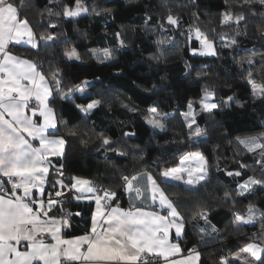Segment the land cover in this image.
Wrapping results in <instances>:
<instances>
[{"label":"trees","instance_id":"trees-1","mask_svg":"<svg viewBox=\"0 0 264 264\" xmlns=\"http://www.w3.org/2000/svg\"><path fill=\"white\" fill-rule=\"evenodd\" d=\"M12 2L21 7L22 0ZM84 3L88 13L69 18L62 15L63 5L73 7L74 0L62 3L26 0L21 16L27 18L36 33L38 48L9 45L18 56L38 63L51 82L54 100L50 104L57 120L67 122L58 123V135L67 141L65 156L51 161L47 193L54 195L60 190L59 186L51 187L56 180L63 179L69 184L70 178L81 176L114 191L113 202L126 205L121 177L148 171L162 183L167 194L178 193L169 197L178 201L177 210L186 226L181 240L183 250L198 249L201 264H219L222 257L228 258L230 264H242L244 253L240 249L247 241L261 243L253 237L261 233L264 224L260 218L251 225H237L234 220L237 213L247 217L249 204L259 212L264 211L262 185L252 184L243 194L239 188L249 178L264 182V163L258 162L264 157L259 151L248 152L237 142V138L264 133V99L253 98L246 78L251 70L256 83H264V5L259 0L250 3L84 0ZM226 12L233 16L243 14L245 19L239 24L234 21L224 24ZM169 14L179 18V26L167 23ZM147 17L151 19L145 24ZM197 27L215 42L217 55L192 54L191 48L197 47L199 41L189 38V29ZM117 32L121 34L119 38L114 35ZM41 35L55 39L45 43L39 39ZM223 37L237 43L232 48L219 49L218 41ZM121 39L124 47L119 44ZM72 48L81 60L65 57V52ZM105 48L112 50L113 59L99 63L91 50ZM57 69L61 95L73 94L72 100L56 96L57 86L51 74ZM85 80L90 84L81 96L74 90ZM208 90L215 93V102L221 107L212 115L197 111L196 121L206 130L205 135L200 139L190 137L183 114L188 112L189 103ZM230 96L233 101L224 106ZM96 100L101 101V107L87 117L76 107H86ZM235 101L243 103V107ZM153 105L160 114H169L163 121L166 125L163 131L147 123V109ZM69 131L76 135H70ZM104 137L110 139V145L102 144ZM115 150L125 155H118ZM192 151H200L206 157L208 179L192 189L181 182H161L160 174L178 166L182 156ZM242 164L247 167H241ZM61 165L63 177L55 172ZM229 172L233 175H228ZM236 172L240 175H235ZM226 191L230 193L228 200L224 198ZM74 197L68 192L58 198L65 211L81 213L71 217L72 226L65 229L67 236L85 234L94 211L93 201ZM53 209L61 215L57 208ZM201 210L207 212V222L196 215ZM211 226L218 231L212 232ZM237 253L241 261L236 260Z\"/></svg>","mask_w":264,"mask_h":264},{"label":"snow or ice","instance_id":"snow-or-ice-1","mask_svg":"<svg viewBox=\"0 0 264 264\" xmlns=\"http://www.w3.org/2000/svg\"><path fill=\"white\" fill-rule=\"evenodd\" d=\"M54 2L62 3V0ZM244 2L250 3V0ZM259 2L264 5V0ZM25 4L26 0H22L21 7L12 0H0V264H71L73 261H79L81 264H148L149 256L162 258L164 264H197L200 260L198 251L190 249L183 258H179L181 253L179 244L172 243L169 239L170 229H175L177 238L184 229L183 217L177 211L178 201L174 202L169 198V195L178 193L166 194L152 173L147 171L131 177L122 176L125 191L135 193L137 199L147 193L145 199L151 200L152 204L161 210H166V215H161L157 211H146L135 204H130L127 210L119 206L113 207L111 201L116 197V193L102 189L87 179L72 177L68 185L64 184L63 179L53 182L51 185L53 189L59 186L60 189H67L69 192L75 190L76 200L95 201L90 227L86 229L85 234L71 239H65L61 235L62 229L71 228V217L81 215L80 212L73 213L63 209L62 201L57 199L64 195L63 191L56 190L53 197L45 190L46 177L52 166L49 157L65 156L67 141L58 135V123L67 122L58 121L55 111L49 106L50 98L54 100L53 89L49 86L48 78L39 69L38 63L14 55L9 49V45L19 44L30 45L33 49L38 48L36 33L27 18L21 16ZM48 11L51 15V10ZM88 11L84 0H74L73 7L63 5L62 15L75 18ZM105 11L110 13L111 10ZM150 19L151 17H147L145 24ZM244 19L243 14L233 16L232 13L226 12L223 14L222 23L234 21L239 24ZM167 23L179 26L180 21L178 17L169 14ZM193 31L201 43L198 54L217 55L214 43L198 27L194 30L189 29V38ZM114 35L119 38L121 34L117 32ZM39 39L47 43L50 40L54 41L55 38L41 35ZM236 43L237 41L233 39L225 44V47L230 48ZM119 44L124 47V40H119ZM91 54L99 63L113 59V52L108 48L91 50ZM193 54H197V50H193ZM65 57L68 60H81L75 48L66 51ZM248 63L251 65L252 60L249 59ZM59 73L60 70L57 69L51 74V79L57 86L56 96L72 100L73 94L61 95ZM246 78L252 87L253 98L264 99V83L257 84L251 70L247 71ZM89 84V81H83L82 86H78L74 92L81 96L85 95V89ZM214 96V92L205 91L200 105L201 112L212 115L214 110L221 107L214 101ZM232 101L233 97H228L224 106ZM235 102L243 107V103ZM76 107L87 117L94 109L101 107V101H93L86 107L80 105ZM188 109L183 116L187 122L189 136L201 138L206 130L197 124L196 113L191 103ZM129 110L136 111L135 108ZM147 113L148 124L162 131L166 129L163 121L169 114H160L155 105L149 107ZM69 134L76 135L74 131H69ZM33 141L38 142V146H34ZM237 142L248 152L255 153L259 150L260 155L264 157V133L237 138ZM102 144L108 146L111 141L104 137ZM115 151L118 155H125L124 152ZM190 161L194 163H189ZM258 162L264 163V160ZM206 163L202 153L190 152L182 158L180 166L160 174L161 182H183L190 187L198 185L208 179ZM241 167L247 166L242 164ZM55 172L63 177V165L55 168ZM228 175L233 173L229 172ZM235 175L238 176L240 173L236 172ZM141 176L144 178L143 188L136 185ZM252 184L262 185L264 190V182L249 178L248 182L239 185L240 193L248 192ZM37 194L40 197H47V202L45 203L44 199L37 200L35 198ZM224 198L230 199V193L226 191ZM53 208H57L61 213L59 218L49 216ZM256 214L255 206L249 204L247 217L237 213L234 220L237 225L252 224L256 221ZM196 215L207 222L205 210L199 211ZM260 219L264 221V211L260 212ZM203 231L204 229H201V232ZM211 231L218 230L211 226ZM45 234L55 243H46ZM256 239L261 243H248L240 252L248 254L255 264H264V224L261 233L253 237V240ZM235 258L241 261L240 253H237ZM219 264H230V260L222 257ZM242 264H248V260L244 259Z\"/></svg>","mask_w":264,"mask_h":264},{"label":"crops","instance_id":"crops-1","mask_svg":"<svg viewBox=\"0 0 264 264\" xmlns=\"http://www.w3.org/2000/svg\"><path fill=\"white\" fill-rule=\"evenodd\" d=\"M30 26H31V24H30ZM32 27V26H31ZM33 29V28H32ZM23 45H26V44H19V46H23ZM26 46H29V47H31L30 45H26ZM12 53L14 54V55H17L16 53H14L13 51H12ZM18 56V55H17ZM20 57V56H19ZM22 58V57H21ZM24 58V57H23ZM24 59H27V58H24ZM48 83H49V86L51 87V82L48 80ZM52 88V87H51ZM53 95H54V92H53ZM50 100H51V98H50ZM49 106L51 107V108H53L52 107V105L49 103ZM53 110H54V108H53ZM55 111V110H54ZM57 117V116H56ZM65 139V138H64ZM33 144H34V146H38V142H36V141H33ZM66 146V145H65ZM64 151H65V149H64ZM192 152H197V151H192ZM198 152H200V151H198ZM201 153V152H200ZM185 156V155H184ZM184 156H182V158L184 157ZM205 157V156H204ZM54 158H57V157H49V159L52 161V159H54ZM182 158L180 159V161H179V164H178V166H180V162H181V160H182ZM205 159H206V157H205ZM206 161H207V159H206ZM189 163H194V162H189ZM178 166H176V167H178ZM206 168H207V175L209 174V172H208V167H207V163H206ZM51 169H52V166H50V168H49V173H50V171H51ZM145 172V171H144ZM148 172V171H147ZM47 174V177H46V183H45V190H46V192H47V189H48V179H49V176H50V174ZM140 173V172H139ZM135 175V174H134ZM90 180V179H89ZM207 180V179H206ZM91 181V180H90ZM169 182H173V183H180V182H176V181H169ZM204 181H202L201 183H203ZM246 182H248V181H246ZM246 182H244V183H246ZM157 183H159L160 184V186H161V188H163L164 189V187H163V185H162V183H160L159 181H157ZM181 183H183V182H181ZM200 183V184H201ZM243 183V184H244ZM64 184L65 185H67V183L64 181ZM136 185L137 186H139V187H141V188H143V185H144V178H143V176H141L140 178H139V181L138 182H136ZM185 185V184H184ZM199 185V184H198ZM198 185H194V186H188V185H185L186 187H188V188H190V189H192V188H195V187H197ZM61 191H63L64 193H68L69 191L67 190V189H60ZM35 191V190H34ZM164 191H165V189H164ZM70 193V192H69ZM71 193H73V194H75L76 195V193H75V191H71ZM124 194H126V197H127V204L126 205H121V204H119V203H117V202H113L114 201V199L111 201V205L113 206V207H116V206H119L120 208H123V209H128L129 207H130V204H135L137 207H142V208H144V210H146V211H157V209L159 208L157 205H153L152 204V202H151V200H149V199H145V197L147 196V193H144L139 199H137L136 198V196H135V193H128L127 191H125V188H124ZM166 194H167V192H166ZM53 197H54V195H52ZM37 200H39V199H44L45 200V203L47 202V197H40L39 196V194H37V196L35 197ZM170 198V197H169ZM58 199V198H57ZM171 199V198H170ZM87 201V200H86ZM90 201H93L94 202V210H95V201L94 200H90ZM178 211V210H177ZM94 212V211H93ZM159 212V211H158ZM161 215H166L167 214V211L166 210H161L160 212H159ZM49 216L50 217H56V218H59L60 216H58V214H57V212H55L54 211V209H52L50 212H49ZM256 217H257V219L260 217V212L257 210V214H256ZM256 219V220H257ZM184 223V222H183ZM252 224H254V223H252ZM249 225H251V224H249ZM185 230H186V226H185V224H184V229H183V231H182V233H181V235H180V237L179 238H177L176 237V234H175V229L174 228H172V229H170V234H169V239H170V241L172 242V243H178L179 244V246H180V248H181V253L179 254V258H183V256L184 255H186L187 253H188V251L186 252L185 250H183V248H182V245H181V240H182V237H183V235H184V233H185ZM61 235L63 236V238H65V239H71V238H75V237H78V236H81V235H84V234H81V235H77V236H67L66 235V231H65V229H62V232H61ZM44 239H45V242L46 243H55V241L54 240H52L51 239V237L49 236V235H47V234H45L44 235ZM248 242V241H247ZM247 242L246 243H244V244H247ZM248 243H253V242H248ZM196 251H198L199 252V250L198 249H196V248H194ZM200 253V252H199ZM200 257H201V255H200ZM177 257H170V259H176ZM73 262H75V263H78V264H81V262H79V261H73ZM197 264H201V261L199 260L198 262H197Z\"/></svg>","mask_w":264,"mask_h":264},{"label":"rangeland","instance_id":"rangeland-1","mask_svg":"<svg viewBox=\"0 0 264 264\" xmlns=\"http://www.w3.org/2000/svg\"><path fill=\"white\" fill-rule=\"evenodd\" d=\"M82 14H85V13H82ZM231 22V21H230ZM191 38L192 39H194V40H197L196 39V37H195V34H194V31H193V33L191 34ZM210 41H212L213 43H214V47H215V49H216V44H215V42L212 40V39H209ZM199 41V40H198ZM231 41H229L227 38H220V40L218 41V48L220 49V48H227V49H229V47H225V44H228V43H230ZM201 48V43H200V41H199V45L197 46V47H192L191 48V52H192V54H193V50H197V54H193V55H195V56H198L199 54H198V52H199V49ZM230 48H232V47H230ZM217 52V51H216ZM202 56V55H201ZM203 56H209V55H203ZM258 84V83H257ZM208 91H212V90H208ZM213 92V91H212ZM204 96V94L201 96V97H199V99H197V100H193L192 102H191V104L193 105V109H194V111H195V113L197 112V111H200L201 110V108H200V105H201V100H202V97ZM214 101H215V97H214ZM189 110V109H188ZM193 127H195V126H193ZM250 137V136H249ZM197 139V138H196ZM196 139H194V140H196ZM200 139V138H199ZM257 151H259V150H257ZM75 177H79V178H82V179H87V180H89L88 178H84V177H81V176H75ZM68 185V184H67ZM73 191H75V190H73ZM256 208V207H255ZM257 209V208H256ZM259 211V210H258ZM260 218V217H259ZM257 219V218H256ZM252 242H254V241H252ZM256 243V242H255ZM247 244H248V242H247ZM246 244H244L243 245V247L245 246ZM242 258L243 259H247L248 260V264H255V262H254V260H253V258H251L248 254H246V253H244L243 254V256H242Z\"/></svg>","mask_w":264,"mask_h":264},{"label":"built area","instance_id":"built-area-1","mask_svg":"<svg viewBox=\"0 0 264 264\" xmlns=\"http://www.w3.org/2000/svg\"><path fill=\"white\" fill-rule=\"evenodd\" d=\"M95 185H97L98 187H100V188H102V189H105L100 183H96ZM160 212L161 211V209L160 208H158L157 209V212ZM71 264H78V263H75V262H71ZM148 264H164V262H163V259L162 258H155V257H151V256H149V258H148Z\"/></svg>","mask_w":264,"mask_h":264}]
</instances>
